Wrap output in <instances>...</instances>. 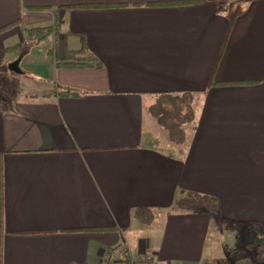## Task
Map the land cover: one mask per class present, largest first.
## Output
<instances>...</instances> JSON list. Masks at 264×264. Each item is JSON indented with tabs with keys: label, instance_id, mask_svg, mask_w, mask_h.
<instances>
[{
	"label": "crops",
	"instance_id": "crops-1",
	"mask_svg": "<svg viewBox=\"0 0 264 264\" xmlns=\"http://www.w3.org/2000/svg\"><path fill=\"white\" fill-rule=\"evenodd\" d=\"M234 1L0 0V264H100L123 244L155 264H261L264 0L230 23ZM49 27L52 86L25 91L7 65ZM165 95L193 97L180 146L149 112ZM186 193L217 211L174 209Z\"/></svg>",
	"mask_w": 264,
	"mask_h": 264
},
{
	"label": "trees",
	"instance_id": "trees-1",
	"mask_svg": "<svg viewBox=\"0 0 264 264\" xmlns=\"http://www.w3.org/2000/svg\"><path fill=\"white\" fill-rule=\"evenodd\" d=\"M244 2L239 0L229 4L230 23L241 13ZM54 30L51 27L47 28L41 37L37 36V32L34 37L32 30L27 31L28 38L33 41L27 46L26 50L47 38ZM25 52H22L21 55L23 56ZM64 93L76 95L71 90H65ZM192 99L191 95L160 96L149 109L150 115L157 121L158 125L165 131L168 140L174 145L180 146L185 142L183 126L193 121ZM217 206L218 202L216 200L194 193L177 195L173 202L174 209L180 211L197 210L208 214H214L217 211ZM133 216L136 221L144 226H149L154 220L153 214L146 209L135 210ZM252 232L254 236L248 247L253 251L254 260L257 263L264 264V224L254 226Z\"/></svg>",
	"mask_w": 264,
	"mask_h": 264
},
{
	"label": "rangeland",
	"instance_id": "rangeland-1",
	"mask_svg": "<svg viewBox=\"0 0 264 264\" xmlns=\"http://www.w3.org/2000/svg\"><path fill=\"white\" fill-rule=\"evenodd\" d=\"M27 47V46H25ZM50 40L46 39L43 42V45H36L33 46L31 48H29L27 51L28 53H30L28 56H26L25 58H23L20 62H19V70L22 72V74H28L31 72H37L40 71L42 72V78L40 80L37 79H33L29 76H17V75H13V77L19 82V84L23 87V89L25 91H34V90H47V88H50L52 86V83L47 84V80L49 79V75H50V69H51V62L52 59L50 57V55H46V53L48 52V50L50 49ZM42 53V55L40 54ZM18 57H16L14 59L17 60ZM3 75H0V79L4 80L5 78H1ZM48 76V77H47ZM7 79H10L9 77ZM4 84V86L6 87L11 85L10 83H0V92H1V88L2 85ZM3 89V88H2ZM160 129V128H159ZM161 130V129H160ZM162 132V130H161ZM164 136V135H163ZM166 141V140H164ZM223 228H225L223 226ZM232 237H230L231 239ZM233 239V238H232ZM235 240V239H233Z\"/></svg>",
	"mask_w": 264,
	"mask_h": 264
},
{
	"label": "built area",
	"instance_id": "built-area-1",
	"mask_svg": "<svg viewBox=\"0 0 264 264\" xmlns=\"http://www.w3.org/2000/svg\"><path fill=\"white\" fill-rule=\"evenodd\" d=\"M28 46L29 42H25ZM116 255L121 256L120 264H155L154 259L149 254H140L133 256L131 250L126 244L121 245L116 249L105 250L101 259L100 264H115Z\"/></svg>",
	"mask_w": 264,
	"mask_h": 264
},
{
	"label": "water",
	"instance_id": "water-1",
	"mask_svg": "<svg viewBox=\"0 0 264 264\" xmlns=\"http://www.w3.org/2000/svg\"><path fill=\"white\" fill-rule=\"evenodd\" d=\"M21 60V57H19L17 60L9 63L7 65V70L10 72V73H13L15 75H21L22 72L19 70L18 66H19V62Z\"/></svg>",
	"mask_w": 264,
	"mask_h": 264
}]
</instances>
